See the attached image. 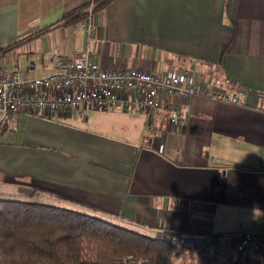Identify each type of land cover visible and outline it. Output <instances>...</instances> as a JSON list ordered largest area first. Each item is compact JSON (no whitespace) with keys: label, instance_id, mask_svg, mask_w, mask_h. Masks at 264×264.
<instances>
[{"label":"crops","instance_id":"obj_1","mask_svg":"<svg viewBox=\"0 0 264 264\" xmlns=\"http://www.w3.org/2000/svg\"><path fill=\"white\" fill-rule=\"evenodd\" d=\"M83 1L0 0V48L13 45L0 63L24 71L34 60L28 74L41 75L50 56L73 51L103 68L155 72L171 61L204 83L228 78L222 87L241 91V104L175 99L188 114L172 123L165 108L21 111L0 132V197L81 210L151 238L264 235V0H112L89 30L56 23L24 40ZM259 261L189 245L172 263Z\"/></svg>","mask_w":264,"mask_h":264},{"label":"built area","instance_id":"obj_2","mask_svg":"<svg viewBox=\"0 0 264 264\" xmlns=\"http://www.w3.org/2000/svg\"><path fill=\"white\" fill-rule=\"evenodd\" d=\"M87 10L88 18L80 20L77 26L89 30L90 6ZM49 63L52 69L41 75L28 74L35 68L34 60L25 62L24 71L8 69L0 63V132L21 111L59 114L84 105L102 110L118 106L143 113L165 108L172 123L187 117V110L178 102L188 96L199 94L233 105H240L242 100L241 91L223 89L222 85L230 84L228 78H212L204 83L196 71L171 61L155 72L137 66L103 68L83 50L67 56H50ZM163 238L182 248L205 246L215 253L230 247L239 256L255 253L260 264H264V235L254 232L242 230L232 235L214 232L199 236L176 232Z\"/></svg>","mask_w":264,"mask_h":264},{"label":"trees","instance_id":"obj_3","mask_svg":"<svg viewBox=\"0 0 264 264\" xmlns=\"http://www.w3.org/2000/svg\"><path fill=\"white\" fill-rule=\"evenodd\" d=\"M109 1L80 2L24 40L56 23L75 24L88 16L89 6L92 14ZM12 48H0V53ZM181 249L169 239L147 237L81 210L0 197V264H173Z\"/></svg>","mask_w":264,"mask_h":264},{"label":"rangeland","instance_id":"obj_4","mask_svg":"<svg viewBox=\"0 0 264 264\" xmlns=\"http://www.w3.org/2000/svg\"><path fill=\"white\" fill-rule=\"evenodd\" d=\"M19 56V60H21V59H23V58H25L24 57V55H18ZM20 63H23V60H21L20 61ZM5 66H7L8 67V69H14L13 67H14V65L12 64V65H5ZM20 198V197H19ZM23 199H27L26 197H24ZM29 200V199H28Z\"/></svg>","mask_w":264,"mask_h":264}]
</instances>
